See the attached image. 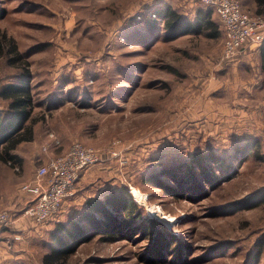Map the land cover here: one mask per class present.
<instances>
[{"label":"rangeland","instance_id":"374dc122","mask_svg":"<svg viewBox=\"0 0 264 264\" xmlns=\"http://www.w3.org/2000/svg\"><path fill=\"white\" fill-rule=\"evenodd\" d=\"M167 2L192 19L198 8H209L199 0H0V36L14 37L30 62L33 116L40 118L34 140L19 145L23 154L37 157L24 168L0 162V208L11 211L13 222L26 219L23 205H14L20 195L31 199L23 181L28 175L33 179L46 158L80 141L98 149L102 160L76 184L62 219L82 208L89 195L103 197L126 183L132 194L133 187L147 193L142 202L133 194L147 215L189 244L188 264H248L255 258L264 264V202L234 206L264 191V131L234 117V75L240 71L233 57L223 59L222 34L189 31L166 39L148 32L144 17ZM241 2L255 12L253 0ZM15 71L0 56V85L14 79ZM256 138L262 144L255 155L242 158L235 152L237 141ZM209 146L231 160L226 171L236 170L208 196L199 190L174 195L144 178ZM160 176L174 182L170 175ZM187 186L181 184L183 190ZM147 204L157 205V211ZM52 221L6 232L0 264H43ZM151 243L139 235L114 241L98 235L81 243L68 264H175L146 260Z\"/></svg>","mask_w":264,"mask_h":264},{"label":"trees","instance_id":"16d2710c","mask_svg":"<svg viewBox=\"0 0 264 264\" xmlns=\"http://www.w3.org/2000/svg\"><path fill=\"white\" fill-rule=\"evenodd\" d=\"M257 2L256 12L264 14V0H257ZM213 12L214 10L210 7L198 8L195 19H192L184 16L173 3L167 2L155 8L150 16L144 17L143 21L148 32L166 39L175 38L189 31H204L208 37H219L225 30L221 21H216L212 17ZM0 56L5 57L8 66L16 69L15 78L0 85L1 102H5L4 105H0V162L13 166L21 162L14 150L20 143L34 140V124L40 118L33 116L36 97L30 62L19 50L14 37H8L6 32L0 36ZM261 144L258 138L244 142L239 140L235 144L237 150L234 149V151L241 153L242 158L248 157L253 153L255 155ZM175 163L162 166L156 175L145 174L144 178L152 179L159 187L174 195H188L191 191L194 194V190H199L201 194L208 196V191L217 190L224 181L233 178L235 176L233 171L236 170L229 168L231 170L226 171V168L232 166L231 160L212 146L198 149L188 160ZM95 164L82 170L77 183L84 179L83 176H86ZM211 167L225 169V172H213ZM163 173L170 175L177 186H174V182L164 181L160 176ZM183 182L188 183L185 190L181 188ZM72 199L74 200L75 196L66 197L60 210L43 223H38L29 216L34 224H46L51 220L54 223L48 240L51 244L50 248L42 256L43 264H68L70 256L81 243L98 235L107 241L133 238L136 235L149 238L152 243L146 250L145 259L150 263L171 261L175 264H188L192 248L185 240L169 230L163 222L147 215L144 208L133 197L128 184H118L103 197L89 195L83 202L82 208L67 216L66 219H62V212L67 209L64 207L65 203ZM263 202L264 191L240 199L234 206L256 207ZM9 227L10 224L3 231ZM5 239L6 236L3 234L0 241ZM248 264H257L256 258Z\"/></svg>","mask_w":264,"mask_h":264},{"label":"built area","instance_id":"2783aa9c","mask_svg":"<svg viewBox=\"0 0 264 264\" xmlns=\"http://www.w3.org/2000/svg\"><path fill=\"white\" fill-rule=\"evenodd\" d=\"M199 1L214 10L224 27L223 59H230L247 44L264 39V14L245 10L241 0ZM52 135L54 142L58 143L59 138ZM100 159L98 149L80 141L72 142L62 154L49 156L46 162L37 167L33 180L22 185V189L32 194L23 207V214L38 223L55 215L65 198L75 192L82 170ZM12 222L11 211L0 208V239L3 229Z\"/></svg>","mask_w":264,"mask_h":264},{"label":"crops","instance_id":"0c3cea01","mask_svg":"<svg viewBox=\"0 0 264 264\" xmlns=\"http://www.w3.org/2000/svg\"><path fill=\"white\" fill-rule=\"evenodd\" d=\"M173 5L177 7V4L173 3ZM251 5L255 8L256 12V9L258 8L257 0H253ZM222 35L225 37V32H223ZM233 61L235 71L238 69L240 71V74L234 75V82L236 84L235 92L237 93L234 97L235 102L234 108L232 109V111H234V117L238 118L239 121L242 119L240 122L244 123H246L248 120L252 125L251 129L255 131H264V39L258 43L247 44L233 57ZM247 69L249 70V75L242 74V71H246ZM223 111H226V109ZM19 145L14 151L21 159V162L19 163L20 166L24 168L25 165L27 166V163L30 164L32 161L31 158H35L37 155L33 153L29 154V156H27V154H23L19 150ZM48 158H46V161ZM26 178L28 179L24 180L23 182L33 180L30 175H28ZM83 178H85V175ZM28 194L31 197L32 194L30 192H28ZM21 196L22 195H20V198L16 197L17 199H15L16 203L14 202V205L21 204L25 206V204L30 200L27 199L24 201L23 197ZM13 201L11 202V205H13ZM29 223L31 225L34 224L29 216L26 219H22L21 217L20 219H16L14 222H12L10 227L5 229L3 233H17L23 229L26 231L30 225ZM1 249L2 246L0 245V254Z\"/></svg>","mask_w":264,"mask_h":264},{"label":"bare ground","instance_id":"6f19581e","mask_svg":"<svg viewBox=\"0 0 264 264\" xmlns=\"http://www.w3.org/2000/svg\"><path fill=\"white\" fill-rule=\"evenodd\" d=\"M125 36V35H124ZM132 191H133V194L135 195V197L139 200V201H145L146 200V194L144 193V192H142L140 189H138V188H135V187H133L132 188ZM147 206H148V208H149V210L150 211H152V212H155V211H157V205H148L147 204ZM159 206V205H158ZM164 217V216H163Z\"/></svg>","mask_w":264,"mask_h":264}]
</instances>
